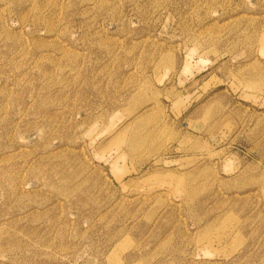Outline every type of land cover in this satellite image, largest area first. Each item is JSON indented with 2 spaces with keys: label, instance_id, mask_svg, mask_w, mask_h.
Listing matches in <instances>:
<instances>
[{
  "label": "rangeland",
  "instance_id": "obj_1",
  "mask_svg": "<svg viewBox=\"0 0 264 264\" xmlns=\"http://www.w3.org/2000/svg\"><path fill=\"white\" fill-rule=\"evenodd\" d=\"M0 264H264V0H0Z\"/></svg>",
  "mask_w": 264,
  "mask_h": 264
}]
</instances>
